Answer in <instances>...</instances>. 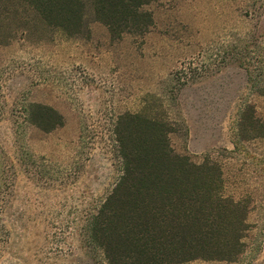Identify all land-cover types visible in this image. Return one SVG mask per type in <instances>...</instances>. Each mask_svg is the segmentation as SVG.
I'll list each match as a JSON object with an SVG mask.
<instances>
[{"label":"rangeland","instance_id":"1","mask_svg":"<svg viewBox=\"0 0 264 264\" xmlns=\"http://www.w3.org/2000/svg\"><path fill=\"white\" fill-rule=\"evenodd\" d=\"M145 10L143 34L114 39L88 16L80 36L18 35L0 47V264H100L84 226L120 175L115 121L158 104L173 155L216 160L223 195L248 210L234 261L185 264H264V138L236 132L247 106L264 123V0H151ZM37 105L61 124L43 130Z\"/></svg>","mask_w":264,"mask_h":264},{"label":"trees","instance_id":"2","mask_svg":"<svg viewBox=\"0 0 264 264\" xmlns=\"http://www.w3.org/2000/svg\"><path fill=\"white\" fill-rule=\"evenodd\" d=\"M150 2L0 0V47L18 35L38 34V40L52 33L80 36L87 30L88 16L114 39L143 34L152 23L145 10ZM162 106L117 117L113 134L120 175L86 221L85 244L100 253V264L234 261L248 230L247 206L223 195V174L216 160L206 157L196 164L173 155L174 126ZM35 108L41 111L43 130L61 124L53 109ZM236 132L242 140L264 138V123L251 106L239 112Z\"/></svg>","mask_w":264,"mask_h":264}]
</instances>
